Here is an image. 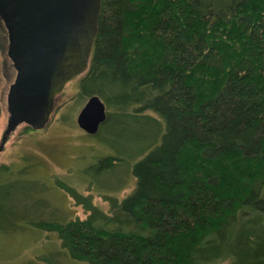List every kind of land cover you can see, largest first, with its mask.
I'll return each mask as SVG.
<instances>
[{"label": "trees", "instance_id": "1", "mask_svg": "<svg viewBox=\"0 0 264 264\" xmlns=\"http://www.w3.org/2000/svg\"><path fill=\"white\" fill-rule=\"evenodd\" d=\"M78 84L107 107L92 167L136 184L106 213L59 183L87 218L29 223L70 264H264V0H102Z\"/></svg>", "mask_w": 264, "mask_h": 264}, {"label": "rangeland", "instance_id": "2", "mask_svg": "<svg viewBox=\"0 0 264 264\" xmlns=\"http://www.w3.org/2000/svg\"><path fill=\"white\" fill-rule=\"evenodd\" d=\"M0 44L1 144L16 71L6 53L8 43L1 40ZM88 99L79 95L78 80L73 81L55 103L46 128L28 133L25 125L19 126L0 152V171L8 167L0 174V264H70L66 253L59 251L56 234L29 223L87 218L89 213L76 205L59 183L91 196L93 204L106 213L110 207L106 195L122 200L135 188L136 179L126 165L101 174L92 167L96 157L110 151L97 136L87 135L77 125ZM91 175L99 180L91 184Z\"/></svg>", "mask_w": 264, "mask_h": 264}, {"label": "water", "instance_id": "3", "mask_svg": "<svg viewBox=\"0 0 264 264\" xmlns=\"http://www.w3.org/2000/svg\"><path fill=\"white\" fill-rule=\"evenodd\" d=\"M101 4L102 0H0L7 55L16 71L0 152L19 126L25 125L28 133L46 128L56 98L87 71ZM106 119L104 101L93 95L79 112L77 125L94 136Z\"/></svg>", "mask_w": 264, "mask_h": 264}, {"label": "flooded vegetation", "instance_id": "4", "mask_svg": "<svg viewBox=\"0 0 264 264\" xmlns=\"http://www.w3.org/2000/svg\"><path fill=\"white\" fill-rule=\"evenodd\" d=\"M2 40V42H4V43H8V37H7V31H6V29H5V27H4V25L2 24V22H1V20H0V41ZM0 49H2V45L0 44ZM5 51V50H4ZM8 52V46H7V51H6V53ZM8 56V55H7ZM12 65H13V63H12ZM82 76V75H81ZM81 76L80 77H78L76 80H78L79 81V79L81 78ZM75 80V81H76ZM78 86H79V84H78ZM68 87V86H67ZM67 87H66V89H67ZM65 89V90H66ZM65 92V91H64ZM64 92H63V94H64ZM63 94H61L60 96H58L57 97V99H56V102L60 99V97L61 96H63Z\"/></svg>", "mask_w": 264, "mask_h": 264}]
</instances>
